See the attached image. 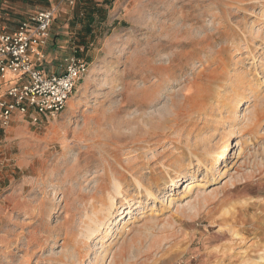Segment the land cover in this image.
<instances>
[{
  "label": "rangeland",
  "instance_id": "1",
  "mask_svg": "<svg viewBox=\"0 0 264 264\" xmlns=\"http://www.w3.org/2000/svg\"><path fill=\"white\" fill-rule=\"evenodd\" d=\"M57 3L89 72L0 116V264H264V0Z\"/></svg>",
  "mask_w": 264,
  "mask_h": 264
},
{
  "label": "built area",
  "instance_id": "2",
  "mask_svg": "<svg viewBox=\"0 0 264 264\" xmlns=\"http://www.w3.org/2000/svg\"><path fill=\"white\" fill-rule=\"evenodd\" d=\"M71 6L75 0H62ZM57 6L38 11L15 31L0 28V77L14 76L0 95V116L9 125L19 113L33 124L56 119L89 72V63L76 54L66 58L62 73H46L44 49L49 45Z\"/></svg>",
  "mask_w": 264,
  "mask_h": 264
},
{
  "label": "crops",
  "instance_id": "3",
  "mask_svg": "<svg viewBox=\"0 0 264 264\" xmlns=\"http://www.w3.org/2000/svg\"><path fill=\"white\" fill-rule=\"evenodd\" d=\"M40 2V4H37ZM61 4L62 0H0V28H4L10 32L15 31L19 25L27 20L29 16L35 12L36 9L48 10L51 7ZM35 11V12H34ZM50 38L48 47L44 49L45 51V62L43 64V70L46 73H62V64L60 69L57 71H48L47 66L49 62L55 63V60L58 59V55L55 52L58 39ZM58 52V51H57ZM45 65V66H44ZM14 76L7 74L4 78L0 77V83L5 85H0V95L5 92L6 83L8 81H13Z\"/></svg>",
  "mask_w": 264,
  "mask_h": 264
},
{
  "label": "bare ground",
  "instance_id": "4",
  "mask_svg": "<svg viewBox=\"0 0 264 264\" xmlns=\"http://www.w3.org/2000/svg\"><path fill=\"white\" fill-rule=\"evenodd\" d=\"M187 42V41H186ZM170 45V44H169ZM188 98V97H187ZM192 100V99H191ZM183 101H185V100H183ZM181 104H182V102H181ZM181 104H179L178 102L176 103L175 101H173L172 102V105H173V107L175 108V110H177L178 111V109L180 110V108H182V106H181ZM184 104V103H183ZM182 104V105H183ZM184 112V111H183ZM178 114V113H177ZM225 153L223 154V155H219V158H220V160H225L226 159V154H227V151H228V146L225 148ZM97 226V225H96ZM96 228V227H95ZM87 238H89L90 240L93 238V234L92 233H90L89 235H87ZM263 259V258H262Z\"/></svg>",
  "mask_w": 264,
  "mask_h": 264
}]
</instances>
